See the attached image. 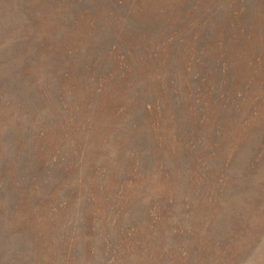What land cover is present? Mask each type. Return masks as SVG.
<instances>
[{"label":"rangeland","instance_id":"obj_1","mask_svg":"<svg viewBox=\"0 0 264 264\" xmlns=\"http://www.w3.org/2000/svg\"><path fill=\"white\" fill-rule=\"evenodd\" d=\"M0 264H264V0H0Z\"/></svg>","mask_w":264,"mask_h":264}]
</instances>
